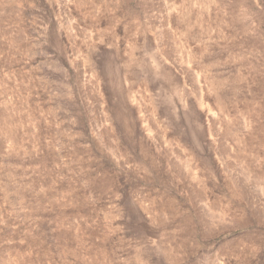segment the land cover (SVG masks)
<instances>
[{
	"label": "rangeland",
	"instance_id": "obj_1",
	"mask_svg": "<svg viewBox=\"0 0 264 264\" xmlns=\"http://www.w3.org/2000/svg\"><path fill=\"white\" fill-rule=\"evenodd\" d=\"M0 264H264V0H0Z\"/></svg>",
	"mask_w": 264,
	"mask_h": 264
}]
</instances>
